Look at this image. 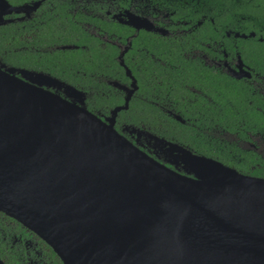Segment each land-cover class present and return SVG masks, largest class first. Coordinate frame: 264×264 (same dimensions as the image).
<instances>
[{
    "label": "water",
    "instance_id": "95a60500",
    "mask_svg": "<svg viewBox=\"0 0 264 264\" xmlns=\"http://www.w3.org/2000/svg\"><path fill=\"white\" fill-rule=\"evenodd\" d=\"M84 94L0 60V211L65 264H264V177L119 130L129 97L102 118Z\"/></svg>",
    "mask_w": 264,
    "mask_h": 264
},
{
    "label": "flooded vegetation",
    "instance_id": "af4514ba",
    "mask_svg": "<svg viewBox=\"0 0 264 264\" xmlns=\"http://www.w3.org/2000/svg\"><path fill=\"white\" fill-rule=\"evenodd\" d=\"M180 4L0 0L1 44L14 38L2 45L0 60L34 70L2 54L55 63L63 75L49 74L83 91L88 108L102 118L129 97L117 112V129L133 124L264 177V27L236 29L216 20L212 4ZM139 139L154 150L153 139ZM156 151L164 159L161 148ZM0 264L65 263L34 231L0 211Z\"/></svg>",
    "mask_w": 264,
    "mask_h": 264
},
{
    "label": "trees",
    "instance_id": "16d2710c",
    "mask_svg": "<svg viewBox=\"0 0 264 264\" xmlns=\"http://www.w3.org/2000/svg\"><path fill=\"white\" fill-rule=\"evenodd\" d=\"M191 1L192 0H179V7L181 5L180 3L182 2H191ZM204 3L212 4L214 6L213 14L215 15L217 21L225 20L226 22H229L231 24V27L233 28L260 29L261 27H264V0H200V5H203ZM188 8H190V5L188 6ZM183 12L185 11L179 10V14H183ZM242 17H244V19ZM4 40L5 42H7L14 40V38L6 37V39ZM1 42H2V35H0V51L3 48L2 45L5 43L3 42V44H1ZM58 54H56V56ZM2 56L5 57L7 61L15 65H19V66L23 65L28 67L32 66V67H36L35 69L38 70L44 69L47 73L52 72L53 74L55 73L57 75H63V69H60V67H56L55 63L48 64L47 60L46 62L45 61L39 62L35 58L34 59L26 58V57L18 58L16 54H14V57L10 56V54L9 55L2 54ZM102 59H103V55L100 54L98 56V60L101 61ZM68 79H70V77ZM108 103L114 105L115 103H117V101L108 102ZM177 124L179 128V123ZM183 127L187 132L188 128L185 126Z\"/></svg>",
    "mask_w": 264,
    "mask_h": 264
}]
</instances>
